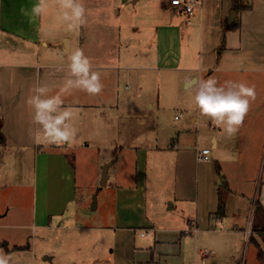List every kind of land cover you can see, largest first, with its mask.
I'll return each instance as SVG.
<instances>
[{"label":"crops","instance_id":"obj_1","mask_svg":"<svg viewBox=\"0 0 264 264\" xmlns=\"http://www.w3.org/2000/svg\"><path fill=\"white\" fill-rule=\"evenodd\" d=\"M33 1L0 0V143L20 146L16 147L20 149L36 146L37 164L40 154L46 157L43 162L45 174L48 176L51 170H60L69 181L70 177L73 179L74 171L61 156L64 150L39 143L43 140L36 138L39 125L33 122L34 109L28 104L29 97L35 94L34 89L46 85L51 89L47 95H61L65 106L96 107L104 116L105 111L118 107V83L122 76L136 84L134 93L141 92L139 97L144 99L150 95L146 90L150 86L142 84L146 76L140 73L155 71L154 79L164 78L168 87L178 84L177 90L183 91L181 97L174 96L180 98L178 105L185 109L184 114L180 112V118L175 120V115L173 119L180 122L187 114L188 120L178 126L182 132L174 130V139L164 144L149 136L139 144L126 141L118 152L117 147L113 149L116 159L109 168L119 160L117 154L129 152L131 156L127 161L130 159L132 170L130 180L120 182L118 178L122 173L119 169L110 174L108 168L104 187L111 189L113 195L112 226L121 220L127 224L137 221L141 226H115L112 230L114 234L116 230H123L119 235L122 240L133 229L143 239L153 238V246L149 247L153 251L152 261L164 252L169 242L181 240L175 256L188 254L187 264H241L237 249L246 240L249 242L253 223L249 219L245 223L238 222L235 212L227 215L224 211V216L217 215V218L216 210L221 195L226 210L234 196L245 198L244 191L238 188L241 184L255 182L252 178L259 176L260 171L261 180L264 177V0H247L249 7L239 13L234 11L232 22L237 27L233 29L225 26L233 11L231 0H201L187 16L174 10L169 5L170 0L146 10L136 8L142 0H120L119 7L113 10L90 11L91 17L73 36L56 37L50 45L48 37H41L40 30L29 24L21 9L28 2L32 9ZM172 45L175 53H170ZM77 48L90 58L93 70L100 73L103 89L99 94L91 95L77 88L61 92L63 82L68 78L69 53ZM132 72L138 74L135 82L131 78ZM208 78H215L219 85L231 81L255 88L256 98L250 102L243 124L233 136L203 116L194 104L193 85ZM129 86L125 88L128 90ZM156 87L155 99L159 108L162 102L158 83ZM133 102L129 103L130 109L140 110L136 108L138 102ZM145 108L153 109L150 100L145 101ZM164 108L162 106L160 110ZM25 114L29 119L25 121L26 125L23 124ZM105 120L108 124L113 118L105 117ZM196 125H202L204 130L198 131ZM143 126L156 128L153 123ZM203 148L211 149L212 160L198 159L197 154ZM149 165H152L150 182ZM164 178H168L167 185ZM222 182L226 184V193L221 190ZM256 186L254 195L247 193L246 197L255 198L264 213V181ZM33 194L37 198L36 179ZM148 195L152 198L149 211L146 209ZM73 197L63 207L68 214L77 209ZM49 201L43 203L44 213H39V225L45 227L60 216L56 202ZM122 209L132 215L118 217L116 213ZM32 218L36 221L35 215ZM260 222L257 221L258 225ZM147 230L149 235L141 236ZM253 235L258 237L259 234ZM203 249L205 251H201ZM200 252H205V256ZM13 253L18 255V251H4V257L11 258ZM44 257L51 263L54 261L50 255Z\"/></svg>","mask_w":264,"mask_h":264},{"label":"rangeland","instance_id":"obj_2","mask_svg":"<svg viewBox=\"0 0 264 264\" xmlns=\"http://www.w3.org/2000/svg\"><path fill=\"white\" fill-rule=\"evenodd\" d=\"M119 1L83 0L86 20L91 17L90 11L113 10L119 7ZM168 1L142 0L136 8L138 10L152 9L155 6L164 5ZM38 3L39 0H34L32 8ZM151 4L152 6H149ZM21 9L27 15L29 24H34L36 29L40 30L41 37H48L49 45L52 39L56 37L60 39L65 34L73 36L76 32V29H69L67 23L61 18L62 9L57 0H46V10L41 15L32 14L29 2ZM187 19L189 18L185 20ZM192 27L190 25V28ZM194 46L196 48V45ZM175 52L176 49L172 45L170 53ZM141 72L140 74L146 76L142 84L150 86L146 90L151 96L144 97L142 95L145 101L150 100L153 105L152 110L145 108L144 99L141 95L139 97L141 92L134 93L136 84L122 76L118 83L120 97L117 109L105 111L104 116H102L100 109L96 107L77 108L79 112L74 124L78 131L74 142L70 144H54L44 142V140L39 142L54 146L61 151L64 150L61 156L73 168L74 175L73 171L72 175L75 184L72 177L66 181L63 171L60 170L58 172H51V170L47 176L43 170V162L46 157L40 154L38 164L34 157L36 146H25V149H20L16 148L20 146L0 143V255L4 256L6 249L9 252L17 251L13 250V245L23 246L21 251L18 250V255L13 253L9 256L11 258H7V264H112L113 262L114 264H187L188 254L184 257L175 256L181 247V240L169 242L163 250L164 252L155 257V261H152L153 251L149 250V247L153 246V238L143 239L139 236V232L134 231V229L128 231V237L124 240L119 237L123 230L120 232L116 230L114 234L115 231L112 230V227H131L128 225L140 227L141 224H137V221L127 224L121 220L112 226V191L106 187L98 190L102 166L116 159L113 154L115 147H117L116 151L118 152L119 147L124 146L126 141L139 144L143 138L149 136L155 140L159 139V142L164 144L174 139L177 130L182 132L181 127L177 128L180 123H185L188 120L187 114L181 118L180 122L173 119L175 115L184 114L183 111L185 110L178 105L180 98L174 96L181 97L183 93L182 90H177L178 84H170L168 87V84L162 80L164 78L160 81L154 79L155 71ZM131 78L135 82L138 79V74L132 72ZM157 83L159 84L160 102H162L159 108H157L155 99ZM126 85H130L128 90L125 88ZM163 94L165 98H163ZM131 101H134L133 104L138 102L139 106L136 108L140 110L130 109L129 103ZM162 106L165 108L160 110ZM24 116L23 124L26 125L25 121H27L28 115L25 114ZM105 117H111L113 121L110 120L107 124ZM147 123L148 126L151 123L156 124V128H145L143 124ZM195 127L200 132L204 130L202 125ZM141 130L142 132H140ZM117 155L120 158L109 168V173L113 174V171L119 169L118 171L122 175L119 174L118 180L120 182L129 181L132 167L130 166V159L127 161V158L131 155L129 152H122V154ZM151 166L149 165L148 182H150ZM36 168L37 174L35 175ZM166 168L170 170V165H167ZM35 179L37 181V198L33 194ZM252 179L255 182L251 181L238 187L244 191L245 198L234 196V201L230 203V207L227 204L226 210L224 209L223 212L225 211L227 215L235 212L237 221L240 223H245L246 219H249L253 224H258L257 221H261L263 224L260 222V225H264V216L253 214L255 212V198L253 200V198L248 199L246 197L247 193L254 195L257 189L256 184L264 181V177L262 176L261 180L260 171V175H256ZM164 182L167 185L168 178H164ZM74 187L76 188L75 192L73 191ZM225 190L227 189H223L224 193H226ZM94 193H96V208L93 210L91 203ZM72 195L77 207L71 212L74 216H70L71 213L68 214L63 210L66 201L72 199ZM47 200H50V203L51 200L56 202L55 208L59 211L60 216L58 215L59 217L54 219L50 226L45 227L39 225V217L45 211L43 203H46ZM151 202L152 198L148 195L146 199L147 210L148 206L151 208ZM84 209H86L85 212H83ZM33 215L36 216V221L33 220ZM116 215L118 217H130L132 213H125L122 209ZM226 222L229 223L228 219ZM253 236L257 242L246 240L241 245L243 248L239 246L237 249L236 254L240 258L241 264H264V255L262 258H258L257 255L258 248L264 252V235ZM3 243L5 246L2 245ZM256 243L260 245L256 246ZM201 251H205V249ZM44 255L52 256L54 261L51 263L45 260Z\"/></svg>","mask_w":264,"mask_h":264},{"label":"clouds","instance_id":"obj_3","mask_svg":"<svg viewBox=\"0 0 264 264\" xmlns=\"http://www.w3.org/2000/svg\"><path fill=\"white\" fill-rule=\"evenodd\" d=\"M57 3L62 9L61 18L69 29H78L86 23L83 0H57ZM45 10L46 0H39L32 8V14L41 15ZM67 67L68 78L64 80L61 92L77 88L96 95L102 91L100 73L93 70L90 58L85 56L82 49L77 48L69 53ZM193 87L196 108L203 116L222 127L229 136L239 130L249 111L250 102L256 98L254 86L245 83L226 81L219 85L215 78H208L196 81ZM50 90L46 85L36 87L35 94L28 99V104L34 109L33 122L39 125L36 138L48 143L70 144L77 135L74 120L79 110L65 106L59 94L48 96ZM0 264H7V258L3 255H0Z\"/></svg>","mask_w":264,"mask_h":264},{"label":"trees","instance_id":"obj_4","mask_svg":"<svg viewBox=\"0 0 264 264\" xmlns=\"http://www.w3.org/2000/svg\"><path fill=\"white\" fill-rule=\"evenodd\" d=\"M247 7H249V4H248V1L247 0H231V9L233 11H235L236 13H239V11H242L244 9H246ZM237 24L232 22L231 25H225L228 29H233L234 27H237L236 26ZM1 137V136H0ZM226 188V184L225 182H222L221 184V190L225 189ZM220 190V191H221ZM224 200H223V196L221 195V197L219 198L218 200V206H217V210H216V216H220V217H223L224 216ZM257 214H260L261 216H264V213L262 211V208L260 206L259 203H255V212H254V215H257ZM217 216V218H218ZM253 233L254 234H263L264 235V225H258V224H253L252 226V233L249 237V242L251 241H255L254 239V236H253ZM4 245V243L2 244ZM5 246V245H4ZM256 246H259L258 243H256ZM21 248V249H20ZM23 247H17V246H14L13 250H22ZM6 251H8L6 249ZM257 255H258V258H262L263 256V252L260 248H258V251H257Z\"/></svg>","mask_w":264,"mask_h":264},{"label":"built area","instance_id":"obj_5","mask_svg":"<svg viewBox=\"0 0 264 264\" xmlns=\"http://www.w3.org/2000/svg\"><path fill=\"white\" fill-rule=\"evenodd\" d=\"M201 4V0H170L169 5L178 13L187 16L191 15L195 8ZM181 114L175 116V120L179 119ZM198 159L202 161L212 160V151L210 148L201 149L198 154ZM149 230L142 232L141 236H148ZM202 256H205V252H200Z\"/></svg>","mask_w":264,"mask_h":264},{"label":"water","instance_id":"obj_6","mask_svg":"<svg viewBox=\"0 0 264 264\" xmlns=\"http://www.w3.org/2000/svg\"><path fill=\"white\" fill-rule=\"evenodd\" d=\"M234 17H235V12L231 11L230 14H229V17L227 18V22H226L227 25H229L233 21ZM0 141H1V138H0ZM111 163H112V161L107 162V163H105L102 166V172H101V178H100V183H99L98 190L106 185V181H107V178H108V168L111 165ZM97 191H96V193H97ZM96 193H94L93 196H92L91 208L93 210L96 208ZM44 259L45 260H49L48 257H44Z\"/></svg>","mask_w":264,"mask_h":264}]
</instances>
